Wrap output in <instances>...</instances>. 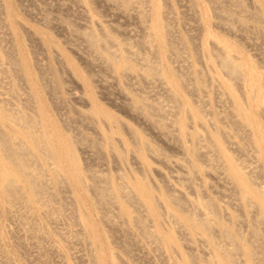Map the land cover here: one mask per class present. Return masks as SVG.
<instances>
[{
    "label": "rangeland",
    "instance_id": "rangeland-1",
    "mask_svg": "<svg viewBox=\"0 0 264 264\" xmlns=\"http://www.w3.org/2000/svg\"><path fill=\"white\" fill-rule=\"evenodd\" d=\"M83 1L0 0V106L34 118L37 122L35 136L40 135L39 125L46 116L50 122L47 128L44 127L45 132L72 145L76 164L82 168L88 184L92 183V177L102 187L106 186L104 180L107 178L119 184L124 180H142L156 193H184L190 201L199 197L206 204L225 206V210L230 207L228 210L236 222L240 219L252 221V210L240 209L239 195L226 174H222L223 168L207 160L212 154L207 147L214 144L213 111L223 121L225 129L235 134L229 141L223 140L228 153L251 173L253 182L263 184L259 173L263 163L252 144L255 135L252 130L256 125L264 130V101L260 100L258 104L254 101L256 92L264 95V0H134L129 11L124 13L109 0ZM137 1L146 10L149 25L154 21V5L160 6L164 23L174 33L182 52L180 57L169 54L166 61L163 48L143 47L140 57L157 58L156 66L161 69L160 76L154 79H126L115 74L89 50L80 36L85 30H93L116 44L115 49L121 54H125L123 45L133 46L135 50L142 40L153 42L151 29L138 18ZM5 6L14 14L10 24L6 21L8 11ZM1 9L5 15L1 14ZM255 16L259 17L260 23L254 20ZM182 39L188 42L190 50L197 52L196 59L190 58L189 51L181 44ZM11 49L15 50L13 55H10ZM205 54L210 55L212 67L205 63ZM225 54L242 66L238 77H230L221 69L220 58ZM11 56L26 57L34 86L30 79L27 82L21 80L23 70L14 69ZM167 64L184 79L182 74L187 75L180 95L175 93L165 75ZM72 65L79 69L78 75L74 74ZM84 76L92 82L91 92L83 81ZM198 76L207 80L206 87L199 86ZM256 81L259 90L254 89ZM220 82L236 92L249 115H255L250 124L241 123L235 116L234 100L224 87H219ZM73 94L80 95L86 102L77 101ZM127 95L134 99L138 97L144 104L161 106L163 113L156 115L155 121L167 123L166 132L160 130V133L154 124L150 127L139 115H134ZM173 100L177 101V109L172 107ZM187 103L200 108L206 124L193 121ZM96 108L115 120L108 119L106 123L99 120ZM90 117L96 118L98 123L91 124ZM98 129L122 140L115 144L116 152L124 157L122 162L111 153L105 157L99 148L94 150L92 145L102 142ZM131 130L146 140L152 173H144L142 162L137 161L139 154L133 151L137 149L138 140ZM194 134L199 136L201 159L190 153ZM44 148L43 145L41 150ZM39 155L31 168L47 170L48 193L43 197L50 213L44 212L38 217L22 202L0 201V264H91L93 253L87 238L82 237L78 204L86 209L88 218L99 230L107 264H181L187 259L185 257H190L196 264L209 263L210 249L202 236H197L195 241L185 228L178 224L176 227L175 221H168L159 230L164 233L168 227H176L180 254L165 250L151 239L126 229L123 221L116 217L118 209L113 202L95 210L93 192L84 186L78 187L75 168L63 163L64 158L57 163L50 152L45 154L47 158ZM24 156L32 160L27 153ZM180 163L191 167L194 189L186 178L185 165ZM55 168H58L57 174L50 175ZM189 205L185 206L187 214L196 219L195 207ZM128 208L138 212L137 205L128 204ZM104 213L108 214L109 225L102 221ZM221 220L230 223L226 214L221 215ZM147 221L151 224L149 218ZM237 230L247 234L245 225ZM260 256L264 257V248Z\"/></svg>",
    "mask_w": 264,
    "mask_h": 264
},
{
    "label": "bare ground",
    "instance_id": "bare-ground-1",
    "mask_svg": "<svg viewBox=\"0 0 264 264\" xmlns=\"http://www.w3.org/2000/svg\"><path fill=\"white\" fill-rule=\"evenodd\" d=\"M109 1H111L113 4H117L120 7L122 13H124L129 11L128 9L134 0ZM137 2V5H139L138 18L146 23L147 27L151 29V36L154 38L153 42L142 40V42L140 41V43L137 44V49L135 50L133 49V46L123 45L122 50L125 54H121L119 53V50L115 49L117 46L116 44L112 43L108 38L104 39V36H100L93 30H82L83 32L80 34V36L88 44V48H90L89 50L97 55V58L102 61V64L104 63L105 66L115 74H120L126 79L128 77H134L141 80L150 78L154 79L160 76L162 73L161 69L156 66L157 58L153 59L149 57V59H147L145 57V59H143L142 57L144 56L140 57L142 55L141 51L143 47H150L152 49H156L158 47L160 50L163 48L162 52H164V58L166 61L169 54L178 56L182 52L180 53L181 49L179 48V44L176 42V39L173 36L174 33L171 29L167 28L164 23L160 6L158 4L154 5V21L151 25H149L146 10L144 9L143 5L140 6V1ZM2 9L1 14L5 15ZM5 10L8 11V17L6 21L10 24V22H13L14 20V14H12L10 7L5 6ZM253 18L257 23H260L258 16ZM49 21L50 19L48 18L47 22ZM7 22L6 25H8ZM167 22H169V20H167ZM181 41L183 48L189 51L190 58L192 57L196 59L197 52H195L193 49L190 50L188 47V42L185 39H182ZM14 53L15 50L11 49L10 55H13ZM140 58H142L143 61ZM204 59L206 60L205 63L208 64V67H212L210 64V55L205 54ZM11 64L14 69L20 70L21 72L23 70V76L21 80L27 82V80L30 79V83L33 85L34 80L32 73L29 70L30 65L27 62L26 57L23 56L18 58L11 56ZM219 64L221 69L225 73L229 74L230 77H238L242 72V66L233 62L226 54L220 58ZM72 69L75 75L79 74V69H77L74 65H72ZM165 75L171 81V87L174 89L175 93L180 95L184 85L187 82V75L182 74L185 79L180 75H177L175 69L169 64H167V67L165 68ZM57 78L58 77L56 76V79ZM83 81L91 92L92 82H90L86 76L83 77ZM198 81L200 87H206L207 80L198 76ZM220 86L224 87L228 92L227 94L234 100L233 106L235 116L241 120V123L244 122L246 124H250L253 118H255V115L252 116L248 114V110L242 106L236 92H233L228 85L220 82L219 87ZM34 88L36 89L37 85ZM254 89L259 90L257 81L254 82ZM73 97L77 101L86 102V100L80 95L73 94ZM127 98L128 101H131L129 106L130 109H132L134 115H139V117L144 119L145 122L150 124V127L152 124H154L156 129H159L158 131L161 130L166 132L167 123H163L158 120L157 122L155 121V116L159 113H163V109L160 108L161 106L144 104L138 97L134 99L127 95ZM260 100L264 101V95L262 97L258 92H256L254 96L255 103L258 104ZM173 101L174 106L172 107L174 109L177 106V101ZM187 106L191 110L193 121L196 120L200 123L206 124L200 108L195 107L190 103H187ZM95 110L96 116H98L99 120H102L105 123L108 121V119L111 121L115 120L113 117H111V115L105 113L99 108H96ZM211 115L213 116L215 125V132L213 134L214 144L207 147V149L209 148L212 152L211 156L208 158L207 156L205 157L207 160H212L213 163L218 164V166L220 165V168H223L224 172L222 171V174H226V178L228 177L229 182H231L233 185L232 187L235 189L234 191H236L239 195V198L237 199H240V209L252 210L254 214L251 218L252 221L240 219L236 222V220L233 219L230 210H228L230 207H227L228 209L225 210V206V208H220L211 202L210 204H206L201 202L199 197L190 201V199L187 198V194L184 195V193L182 195L176 194L173 191L156 193L149 184L143 182L142 180L139 182L124 180L119 184L117 182L114 183L111 178H107L104 180L106 181V186L104 184L102 187L100 182L92 177V183L88 184L86 182V176H84L82 168L76 164L77 158L74 154L72 145L68 144L67 142L65 143L64 139L59 140L58 137H56L57 135H50L45 132L44 127L47 128V125L50 122L46 116L44 117L42 114L43 121L39 125L40 135L35 136L37 122L34 118L28 117L24 114L22 115L21 113L10 112L4 106H0V201L6 202L8 204H12V202H22L26 204L31 212L36 214L38 217H41L44 212L46 214H48V212L50 213L49 206L45 201V197H43L48 193V186L45 184L47 170L45 171L44 169L31 168L33 160H37L39 158V153L44 155V158H47V155L45 154L50 152L52 154L53 161L57 160V163H59V159L64 158L63 163H68L69 166H73V168H75L76 180L79 182L78 187L84 186L93 192V207L95 210L102 209L104 206L103 204L105 203L107 204L113 202V204L118 209L116 217H119V219L123 221L122 223H124L125 228L132 232L135 231L139 233L141 237L143 236L146 239H151L153 243H157V246L165 250H173L180 254L179 243L175 235L177 231L175 228L178 224L185 228L187 232L194 237L195 241L197 236H202L203 239H205L206 244L210 249L211 256L209 263L207 262L208 264H264V257L260 256L264 248L263 127L256 125L252 130L253 134H255L252 144H254V148H256L258 151V159L263 163V166L259 165L261 167L259 173L263 180V184L260 185L253 182V176L251 173L246 172L243 168V164L230 155L224 146L223 140L227 139V141H229V138H234L235 134L225 129L223 121L217 117L215 112L211 111ZM89 122L95 125L98 123V120L96 118H91ZM154 125L153 127L155 128ZM182 129L184 131L186 130L185 124L182 125ZM131 131L134 138L138 140L137 149L136 151H133L134 153H138L140 156L136 157L137 161L142 162L141 165L144 173H152L153 170L150 167L151 165L147 159L146 140L140 133L137 132L135 134L133 130ZM98 133L101 136L102 142H95L92 145L94 150L99 148L101 153L106 154L105 157H108V155L111 153L115 155V157L120 162H122L124 157L119 156L115 147V144L122 143V140L112 136V133H103L99 129ZM192 140L194 142V146L190 153L197 159H201V154L198 149L199 136L194 134L192 136ZM230 141L233 142L232 139ZM56 144H58V147H54ZM236 144L238 145V143ZM43 145L45 148L44 150H41ZM104 147L110 149L105 150ZM239 148H241L240 145ZM180 150H182V148H180ZM26 153L32 160L25 158L24 154ZM205 157L203 155V158ZM180 165H185L184 167L186 168L188 174L186 178L190 182L191 188L194 189L193 182L195 178L191 176V167L181 163ZM57 172L58 168H55L50 175H55ZM121 180L123 179L121 178ZM181 191L183 190L181 189ZM193 192H195V195H199L197 191L194 190ZM187 203L191 204L189 205L190 207L192 205L195 207L194 216H197L196 219L187 214L188 210L185 207ZM128 204L137 205L138 212H134L129 209ZM234 204L236 203L234 202ZM77 207L79 210L80 224L84 234L82 237L85 236V238H87V243L90 244L91 252L93 253L91 254V256L93 255L92 260H90V262L92 261L91 264H107L105 252H103L100 245L99 230L97 229V226L93 224L90 218H88V213L81 204H78ZM225 214L230 217L229 224L224 223V221L221 220V215ZM147 218H149L151 224L148 223ZM108 219V214L104 213L102 216L103 223L109 225L110 222L108 223ZM168 221H175L174 225H176V227H168V229L163 233L159 230V228L161 226H165ZM242 222V225L247 227L246 235L239 233L237 230L239 226H242ZM240 229L241 228H239V230ZM214 235H216V237H214ZM219 244L223 245V247ZM185 258L181 264H196L190 257Z\"/></svg>",
    "mask_w": 264,
    "mask_h": 264
}]
</instances>
